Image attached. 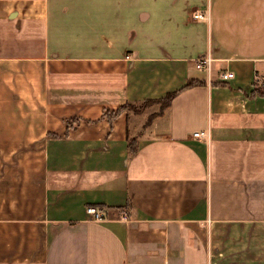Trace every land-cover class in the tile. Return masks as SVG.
I'll use <instances>...</instances> for the list:
<instances>
[{"label": "crops", "instance_id": "crops-1", "mask_svg": "<svg viewBox=\"0 0 264 264\" xmlns=\"http://www.w3.org/2000/svg\"><path fill=\"white\" fill-rule=\"evenodd\" d=\"M263 83L264 0H0V264H264Z\"/></svg>", "mask_w": 264, "mask_h": 264}, {"label": "trees", "instance_id": "trees-1", "mask_svg": "<svg viewBox=\"0 0 264 264\" xmlns=\"http://www.w3.org/2000/svg\"><path fill=\"white\" fill-rule=\"evenodd\" d=\"M198 83H201V82L189 80V81H187V83L185 85V88L192 87V86H194L195 84H198ZM255 91L259 95H264V87L263 86L257 87ZM175 94H176V92L175 93H169L163 99H159V100H145V101H143L141 103H143L142 105L160 103L161 109H163V108L167 107L170 104V101L174 97ZM138 103L139 102H133V103L127 102V103L119 106L115 112H111L109 110H105V111H103V116L108 117L109 120H111L113 117L117 116L121 112L130 111L129 109H131L134 114H139L141 109H137L136 110V108H135L136 105H139ZM74 119L75 118H73L71 120H67V124L68 125L71 124L72 121H74ZM150 120H151V117H149L148 120L145 122L144 127H146L150 123ZM48 135L51 136V137H55V135L51 134V133H49ZM127 149H128V154L130 156L135 154V152L137 150V140H136V138L135 137H130L128 134H127ZM95 207H99V206H95ZM122 209L125 210L126 215L128 217H131V215H132L131 212H132L133 208H132V204H131L130 201H127V203L125 204V206Z\"/></svg>", "mask_w": 264, "mask_h": 264}, {"label": "built area", "instance_id": "built-area-1", "mask_svg": "<svg viewBox=\"0 0 264 264\" xmlns=\"http://www.w3.org/2000/svg\"><path fill=\"white\" fill-rule=\"evenodd\" d=\"M194 19L206 20L207 17L203 14H195ZM209 61H210V59L208 56L199 57L195 61V66L198 69H205V68H207V66L209 64ZM230 76H231V74H227V77H230ZM263 86H264V83H263ZM193 137L202 138V137H205V134L203 132H195V133H193ZM86 213L88 214L90 219H92L94 221H102L106 218V215L104 214V212L101 209H99L93 205H89L86 207ZM121 217L126 219V216H124V215H122Z\"/></svg>", "mask_w": 264, "mask_h": 264}, {"label": "rangeland", "instance_id": "rangeland-1", "mask_svg": "<svg viewBox=\"0 0 264 264\" xmlns=\"http://www.w3.org/2000/svg\"><path fill=\"white\" fill-rule=\"evenodd\" d=\"M141 102H139L138 104L139 105H136L135 106V108H136V110L137 109H141L140 110V113H142V112H144V111H146L147 109H149L150 107H152L153 108V106H154V108H161V105H160V103H156V104H148V105H142L143 103H141ZM130 111H126L127 113H130V114H134L133 112H132V110L131 109H129ZM153 114H151V115H149V117H151ZM148 117V118H149ZM137 120H139V119H137Z\"/></svg>", "mask_w": 264, "mask_h": 264}]
</instances>
